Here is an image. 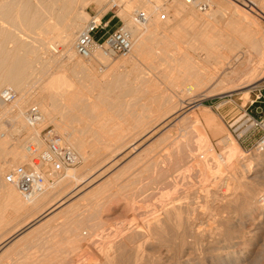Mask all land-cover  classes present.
<instances>
[{"label":"bare ground","instance_id":"1","mask_svg":"<svg viewBox=\"0 0 264 264\" xmlns=\"http://www.w3.org/2000/svg\"><path fill=\"white\" fill-rule=\"evenodd\" d=\"M212 1L184 0L183 3L181 0H173L175 15L178 17L181 14H187L192 17L195 12L210 7V4H213ZM236 1L252 12H258L264 16V3L255 0H220L218 6L222 8L215 6L214 15L228 12L233 18H242L244 22H249L248 25L256 27L255 18L253 19L251 14L247 13L248 9L237 7ZM91 3L103 7L104 13L115 3H127L124 12L120 11L118 14L123 17V26L132 36V50L128 55L132 57L125 56L128 59L123 62L135 64L143 53L151 50L150 57L157 63L147 66L145 72L133 74L134 78L130 80V82L133 81L131 82L133 89L135 90L136 87L137 91L138 87L146 85L145 87L149 88L146 89L153 92L152 86L164 84L165 87L162 91L160 90L155 102L143 103L140 112H134L131 118H125V123L128 118L130 119L128 121H131L128 122V126L125 125L126 127L119 126L113 121L111 124L109 114L100 113L101 120L97 123L98 126L102 125L103 132L101 137L99 136L97 155L91 158L92 163H95L94 171L91 168V173L88 172L86 177L79 175V178L75 177L78 173L76 169H67L62 173L69 177L74 176L78 183L74 188H77L78 192L82 190L80 188L83 182L89 180L88 182L92 183L94 180L104 178L100 183L98 199L89 201V208L93 207V209L85 213L79 211L83 214L79 213V216L82 215L81 219L75 216L78 210L74 209L75 215L71 214L75 222L74 226L71 224L73 228L69 227L68 223L69 228L65 227L66 224L64 226L62 224L63 227L60 224L61 227L55 225L53 229L45 230L46 232L44 230L43 233L38 232L34 241H37L36 244L28 247L27 245L33 240L28 243L27 238L37 222L43 218L46 219L49 213L69 200L63 195L56 197V194V198L52 199L42 214L29 221L27 219L25 226L22 223L24 227L21 226L20 229L17 226L19 229L17 228L12 234L9 232L11 235L8 234L7 237L0 239V256L2 255L0 264H264V143L259 150L250 155L243 152L239 144L228 135L217 136L216 144L220 148V154L217 152L216 144L202 133L189 135L179 141L175 140L177 143L174 139L170 143L169 141L166 144L160 143L168 137L167 123L174 114L184 108L188 107L182 111L184 119L194 116L196 108L201 109L204 115L206 113L211 116L209 106L202 104L201 99V101L196 98L186 101L183 99L184 95H193L204 89L210 96L219 93V90L221 93L233 92L238 88L252 85L244 84L246 81H243L247 77L249 79L252 74L248 69L250 54L247 50L244 51L245 49L241 50L242 46L238 42L233 44L234 47L236 46L235 49L230 47V53L223 54L225 58L217 62L219 66L210 68L205 75H200L193 70L192 76L186 80L162 81L161 75L156 73V69L162 65L160 63H171L175 60L190 62L193 58L189 56L190 59H187L183 56V51L179 47L175 50V55L172 50H163L157 46L159 43L155 42L156 39H153L161 30L171 28L172 25L169 19H166L165 25L162 23L164 17L160 11L164 2L161 3V0H0V92L4 87L9 86L16 94L15 99L10 102H4L0 98V122L4 116H7L12 122L11 131L20 133L17 136V142L21 141H19L21 150L15 151L16 163L20 165L28 162L27 143L30 140L40 143L39 132L47 122H54L57 127L67 125L77 132L76 125L81 124V121L83 128H90V130L87 129L88 131L91 132V127L94 128L93 118L95 116L97 119V114H93L92 105V110L89 107V104L93 102L90 96L83 98L82 95L80 98V102L83 103L80 106L84 112V122L80 118L78 124L68 125L64 118L59 119L55 112L56 106L66 97L65 94L77 88L76 80L88 78L89 74L95 70L97 62L111 58L100 49L87 58L78 55L76 51V41L90 18L87 6ZM186 3L190 4L189 8ZM138 10L148 14L146 23L136 21L135 12ZM95 17L101 20L100 15ZM190 19L193 21V18L189 17L187 24L191 21ZM189 25L193 32L192 27L195 24L190 22ZM163 32L160 36L163 35V38H166L167 34ZM217 35L205 34L204 40H208L205 42L212 46L224 44L220 39L222 35L219 33ZM255 43L259 55L264 56V39L258 38ZM224 45L228 47L227 44ZM59 55L63 57L59 58ZM63 59H67L65 63ZM262 59L264 62V58ZM195 60L193 62L198 64L199 61L195 62ZM127 72L124 75L125 81H128L126 79L131 75ZM34 79L43 81V84L35 85ZM150 89L153 90L150 91ZM148 96L149 99L154 98ZM88 102L89 106L86 104ZM31 105H38L44 116L43 125L39 128L31 127L28 123L27 110ZM79 126L82 127V125ZM164 127L165 131L162 130ZM73 129L71 132L74 133ZM80 130L83 131L81 128ZM67 135L70 136L63 135L66 142L68 141L67 143L78 151L81 158L86 160L85 139L87 137L83 138L85 136L81 134V140H78V135V137L75 136L76 138L70 133ZM146 136L150 138L149 140L157 137L144 147L141 142ZM169 138L171 137L166 140H170ZM7 141V138L1 137L0 147L7 144ZM4 148L6 149L7 145ZM128 148L132 152L139 151V153L127 161L128 164L124 163L128 167L124 172L123 167L118 168L121 165L119 156ZM136 161L137 167L129 172L131 166L128 165H133ZM4 167L0 166V175L5 172ZM80 178H83L82 181H79ZM4 187L8 185L3 179L1 180L0 176V190L4 191ZM11 188L7 189L5 194L3 193L2 196L7 197L3 199L4 201H9V198L15 199L13 200L15 206L18 204L20 207H15L12 200L7 202L9 206L11 202V205L20 211L25 202L29 205L15 187ZM45 194L46 192L40 194V199H44ZM40 199H37L39 203ZM9 206L6 205V207ZM96 207H101V212L98 215L99 220L95 221L96 211H93L99 210ZM3 209L8 211L5 206ZM3 212L5 213L6 210ZM67 215L70 216V214ZM75 218H77L76 221ZM66 219L69 222L68 218ZM38 227L40 228L39 224ZM38 227L34 230L37 228L40 231ZM41 228H43L42 225ZM61 234H65V237L60 239L58 237ZM25 240H28L26 242L28 244ZM19 242L26 244H23L26 247H23L22 256L18 255L17 249L15 250L17 253L13 251V248L20 244ZM64 242L67 243L66 248ZM8 243H10L9 246ZM6 245L8 247H5ZM32 247L44 250L40 252L41 254L35 255L36 253L29 252ZM2 253L6 254L3 256Z\"/></svg>","mask_w":264,"mask_h":264},{"label":"rangeland","instance_id":"2","mask_svg":"<svg viewBox=\"0 0 264 264\" xmlns=\"http://www.w3.org/2000/svg\"><path fill=\"white\" fill-rule=\"evenodd\" d=\"M181 1H183V3H184V0H181ZM219 1L220 0H213L212 1L213 4H210L211 5L210 7L208 6L205 9H201L200 11L195 12L192 15V17H191V15H187V14H183V15L181 14L180 16L177 17V15H175L176 9L174 7L173 0H161V3L164 2L165 5L162 4L160 12L166 15V17H164L162 19V23H163V25H165L166 19H169L171 21L172 25H171V28H165V29L160 31V33H164L163 31H165V33L167 34V37L166 38L164 37L165 39L163 38V35L160 36L161 35L160 33H158V35H156L155 38H153V39L154 40L156 39L155 42L159 43V44H157V46L161 47L163 50L164 49L165 50H172L174 52L173 54L175 55V50L177 49V47H179L183 51V54H182L183 56L187 57V59H190V58H193V59H192V61L189 60L190 62H187V61L183 62V61H179V60L178 61L175 60L174 62L171 61V63L162 62V63H160L162 65L156 69V73L161 75L160 78L163 79L162 81H164V82L167 81V80H174V81L186 80L187 78H190V76H192V73H194L193 70H195V72L200 74V75H205L206 72L210 68L212 69V68H214V66L218 67L219 65H218L217 62H221L223 60V57L225 58V56L223 54L230 53V49L229 48L232 47L233 49H235L236 46L234 47L233 44L239 42V44H241L240 46H242L241 50L245 49L244 51L247 50L248 53L250 54L249 55L250 62H249V65H248V69L250 70V72H252V74H251L252 77L249 76V79L247 77L246 79H243V81L244 80L246 81V82H244V84H252V85H249L246 88L243 87L242 89L238 88V89H236V91L233 90V92H231V91H228V92L227 91H223L221 93L220 90H219L218 91L219 93H215V94L210 95V96H208L206 94L207 91H204V89L199 90L200 92L198 91V93L196 92L195 93L196 95L195 94H193V95L192 94L184 95L183 99L186 100V101H189L190 99H195V98L199 99V101L202 100L201 101L202 104L209 106V111L211 113V116L210 115H206V113L204 115V112L201 109L196 108L195 111H194V113H195L194 116H190V117H187L186 119H184L183 118L184 117V115H183L184 112H182V111L186 110L188 107L184 108L182 111H180L181 114H180V112L177 113V114H174L172 116V118L170 119L169 123H167L169 125L166 128V129H169L167 135H168V137H171V138L173 137V138L172 139L169 138L170 140H168V139L166 140V138H168V137H165L164 138L165 141L162 140L160 143L164 144V142H165V144H166L167 141H169V143H170L171 141H173V139H174V142H176L177 140L179 141L180 139H184V138L188 137L189 135H199L200 133H202L213 144H216V141L218 139L217 136H226V135H228V136L232 137V139H234V141H236L239 144V146L241 147V150L243 152H245L246 154L249 153V155H250L253 152L259 150V147L261 146V144L264 143V130H262L261 127H259V126H255L254 124L252 126V124H250L251 122H245L246 118L243 116L245 111H246V109H247V107H248V105L255 98L256 93L258 92L257 88H260V87L264 88V64H263L264 62H263V59H262V58H264V56L259 55V53L256 50V43H255L258 38L260 39L262 37L264 39V16L262 14H258V12L257 13L252 12L247 7L246 8H245V6L243 7V5H241L237 1H236V4H238L237 7L241 6V7H243L246 10L248 9L247 13L249 12V15L251 14L250 16H252L253 19L255 18L254 20L257 22L256 23V27L248 25L249 22L248 23H247V21L244 22V19H242V18H233L228 12L226 14L220 13L218 16H215L214 13H213L214 9L216 8L215 6L222 8V6H218L219 5ZM255 1H257L259 3H264V0H255ZM117 4L120 7L115 6L113 8H110L108 11H110L111 13H109V15L106 17V19H107L108 17H111L113 15L112 12H116V16L113 18V21L111 23L112 26H111L110 30H112L116 26V25H114V23H121V21H123V24H124L123 17L121 15H119L118 13L120 11L124 12V9H125V6H127V3H125V4L117 3ZM186 5L189 8L188 5H190V4L186 3ZM102 8H101V6H99L96 3L89 4V6H87V11H88V13L90 15L89 20L91 19V16L94 15V14H96L97 17H98V15H100V17L102 18V16L105 13L108 12L107 11V12L104 13V9H102ZM174 16L177 17V18H175ZM189 17L193 18V21L190 19L191 21H189L188 24L190 22L195 24L194 27H192L193 28V32H192V29L189 28L191 26L190 25L188 26V24H187V21L189 20ZM184 18H188V19L185 20ZM181 22L182 23L186 22L187 25L186 24L183 25ZM180 23L183 25V27L181 26ZM249 26H251V27H249ZM185 27H188V28H185ZM175 28H177V29H175ZM184 30H185V34H184ZM186 33H188V34H186ZM218 33L221 34L222 37L224 36L223 37L224 40H223L222 37H220V36L219 37H220L221 41L224 44L228 45V47H225L226 45H224V44H222V45L218 44L217 46L216 45L212 46V44L209 45L210 43L207 44L206 42L208 40H206V39H205L206 40V42H205V40H204V38H205L204 35L205 34H212V35L218 36L217 35ZM178 34H180V35H178ZM100 35H101V33L98 34V36H100ZM46 36H42V37L43 38L44 37L48 38ZM183 36H184V38H183ZM230 40H232V41L231 42H226V41H230ZM151 42L153 43L154 41L152 40ZM228 43H230V44H228ZM151 46H152V44H151ZM217 48L219 49V51H221V53H219ZM248 49H250V50H248ZM212 51H214V52L212 53ZM149 52H151V50L145 52L146 54L143 53L139 57V59L136 61L135 64H126L125 62H123V61H126V59H128V57L131 58L132 55H130L128 57H122V56L111 57L110 60L103 61V62L102 61L97 62L96 66H95L96 67L95 70H93L92 73L89 74V77L87 76L88 78H86L84 80H80V81L76 80L77 88L74 91L72 90V91H69L68 93L65 94V96H66V97H64L65 102H63L64 100L62 99L61 100L62 102L60 101V103H62V104L59 105L60 104L59 103L56 106L55 112H56V115L58 116V118L59 119L60 118H64L65 122L68 125L69 124L71 126L74 125L72 123L78 124L80 122L79 121L80 118H81V120H83V118L85 119L84 112L81 110V106H80V104H83L82 101L80 102V98H82V95H83V98H84V96L85 97H89L90 96L92 98L93 102H91L90 104L88 102L86 104H87V106L90 105L89 106L90 109H91V105H92L93 110L92 109L91 110L93 111V114L94 115L97 114L96 115L97 119H96L95 116H94L95 119L93 118V120H95L94 121L95 125L93 126L94 128L91 127L92 131L91 132L88 131V130H90V128L89 129L87 127L83 128L82 121H81V124L79 123V125H82V127L79 126V125H76V127H78L77 128L78 132L76 130H74L73 127L70 128V126L68 127L67 125H62V127H57L55 125V123L51 122V121H50V123L47 122L46 124L54 125L56 127V129L61 134H63L64 136H68L69 137L70 135H67V133L72 134L71 136H74V137L78 135L79 136V138H77L78 140H81L80 139L82 137L81 134L83 136H85L83 138L87 137V139H85V146H86L85 147L86 148L85 151H86L87 157L89 155H90V157H88L89 159H87V157H86V160L81 158L82 160H81V162L78 165H76L74 167H67V168H64L63 170H61L62 172L60 174H58V177L54 181H50V183L47 185V188L44 189V191H42L39 194H37V197L35 196L33 198L34 200L32 199L31 202L28 201L29 205H27V202H25L26 204L23 202V204H25L27 206H25V205L22 206L21 205L22 209H20V211H18L19 209L18 210L15 209V207L18 206V204H17L18 202L17 201H16L17 202L16 206L14 204L15 201L13 202V200H15V199L9 198V201L12 200L11 202L13 203V205L15 207L13 205H11V202H10V206H13L14 208L9 206V203H7L9 201L5 200L7 204L4 203L5 202L4 199H6L7 197L4 198L5 195L2 196L3 193L5 194V191L7 189H9L10 187H12V188L14 187L13 185L11 186V184L7 183L8 187L9 186L10 187L9 188L8 187H6V188L4 187L5 188V189L3 188L4 191L0 190V196H1L0 197V210H2L4 208V206H5V208H8V211H7V209H3V210H6V212H5L6 214L3 212V210H2V212H0V218L4 219V220L0 219L1 220L0 221L1 222L0 223V231H1L0 232V239H3L5 237H7L8 234L11 235L12 232H15L16 229L18 228L17 226H19V228L21 229L22 227L25 226V224L29 220H31L32 218L42 214L45 211V209L48 207L47 205L50 204L52 199L53 198L55 199L57 196H59V197H62L61 195H63V197L66 196L67 199H69V200L67 202H65L66 204H63L62 206L58 207L57 209H55L54 211L49 213V215H47L48 217L47 216H46L47 218L45 217L47 220L43 218L41 221L37 222V224H36L37 226L35 225L34 228L32 229L35 232L32 231L33 232L32 233L30 231L31 235L29 234V236L27 238L29 241L25 240V243L27 241H28V243H30L33 240V242L30 243V244L26 243V244H28L27 245L28 247H29V245H33V244L35 245L36 244L37 241L36 242H34V241L36 240L35 237L38 235V232L43 233V230H44V232H46V231L50 230L51 228L53 229V227H55V225L56 226L57 225L60 226V224H61V226H62V224H63V226H64L66 224L65 225L66 228H69L71 226V224L73 225V223H75V222L72 220L71 214H73V216L75 215L74 214V209L76 211L78 210L77 211L78 213L75 211L76 214H77L75 216H77L78 219H81V217L83 215L80 212L84 211L83 213H85L86 211L89 212L90 211L89 209H91V208L93 209V207L89 208L90 207L89 201H93L92 199H94L96 201L98 199L99 196H97V195H99V192H100V190H99L100 186H101L100 183H101V181L104 178H100V179L97 178L98 180H94V182L92 181V183L88 182L89 180H87L86 182H83L82 183L83 185L81 184L82 186L80 188L82 190L80 192H78L79 190L77 188L76 189L74 188L75 185L78 184V183H76L77 180L74 179V176L69 177V176H66V174H62V173H64V171H67V169H76L78 173H76L75 177L79 178V175H80V177L82 175H83L82 177H86L88 175L87 173L88 172L91 173V171L93 170V168L95 166V163H92L93 159L91 160V158H94L97 155L98 149H96V148L99 147L98 146L99 142H100L99 140H100V137L102 135L101 132H103V129L101 128L102 125L98 126V123H97V122H99L101 120V114H103V113L104 114L105 113L109 114V116L111 118V124L113 122L114 123L116 122L117 124H119V126L123 125L124 127H126V126H128V122H131V121H128V119L131 118L133 114H135L134 112L138 113V112H140L142 110V108L140 109V107H141V105L143 103L147 104V103H150V102H155V100L157 98V95H159V93L164 89V87H165L164 84H160L159 86L156 85L154 87L152 86V88L154 90L150 89V91L153 90V92H149L148 91L149 88L145 87L146 85H143L144 87H142L140 85L141 87H138L140 90L137 88V91H136V87L134 86L135 87V90H134L133 89V83H131L133 81L130 82V80H133V78H134L133 74L140 73V72H145L147 66H150L152 64H157L156 60L151 59L150 56L152 54L149 53ZM218 53H219V55H218ZM189 56H190V58H189ZM220 56L222 57V59H221ZM60 57H63V56L59 55V58ZM66 60L67 59H63V63H65ZM193 60H195V62L199 61V63H198L199 65L197 63L195 64L193 62ZM231 61H233V60H231ZM189 64H190V66H189ZM193 64L195 65V67L192 68L191 65L193 66ZM126 72L129 73V74L131 73V75H129V77L126 79L128 81L124 80V75H125ZM164 74H167L168 76H166ZM71 78L73 79V77H71ZM255 79H257V80H255ZM33 82H36L35 85H39V84L42 85L43 84V81L39 82L36 79H34ZM146 88H148V89H146ZM156 88H157L158 92H157ZM141 89L142 90L144 89L143 90L145 92L144 94H143V91ZM135 92H137V93H135ZM150 93L151 94L153 93V94L151 95ZM148 95H150L151 97H154V98H152V99L150 98L149 99ZM141 96H142V98H141ZM187 96H189V97H187ZM187 99H189V100H187ZM73 100L76 102V105H75V102H72ZM121 100H123V101H121ZM254 104H259V103H254ZM254 104L250 107L251 109L254 107ZM62 105H63V107H62ZM73 105H75V106H73ZM252 114L256 118H258L257 115L254 112H252ZM72 117H74V118H72ZM127 117H129V118L127 119V121L125 123L124 120H126L125 118H127ZM171 120H172V122H171ZM83 122H84V120H83ZM11 125H12V122L10 121V119L7 116H4V119H2L1 122H0V128H2V129H0V135H1L0 138L1 137H2V139L3 138L4 139L7 138L8 141L6 142L7 144L4 145L5 147L7 145L6 149L4 148L3 145H1L2 148L0 147V155H1L0 156V160H1L0 164H2L3 167L5 166L4 167L5 168V172H7L8 170L12 169L13 167L16 166V164H18V163H16V157H15L16 153H15V151L21 150L20 146H19L20 145V143H19L20 140L17 142V138H18L17 136L20 133H15V132L11 131V129H12ZM250 126H252V127L250 128ZM79 127L83 131H81ZM170 127H171V129H170ZM67 128H69V129H67ZM72 129H73V131H75L74 132L75 134L73 132H71ZM166 129L164 127L162 130L165 131ZM190 131L192 133H194V134H192ZM4 134H5V136H3ZM177 134H179V136ZM156 135L159 136L160 134H156ZM181 135H182V137H181ZM149 139L150 138H148L146 136L142 140L141 145H144V147H146L150 142H152L154 140V139L153 140H149ZM174 142H172V143H174ZM2 144H4V143H2ZM216 148H217V152L220 154L221 151H220V148L217 146V144H216ZM1 149H2V151H1ZM3 151H5L4 154L2 153ZM125 152H124V154L119 156V158H121L120 159L121 160V163H120L121 165L118 166V168L119 167H121V168L123 167L124 172H125V170L128 169V167H126L127 165L124 164V163H127V161H129L131 158L136 156L139 153V151H136L137 153L136 152H132L131 149L129 150V148H128ZM2 154H3V156H2ZM143 157H145V156H143ZM87 161H91L90 162L91 164L89 162H87ZM85 162H87V163H85ZM136 163H137V161L134 162L133 165L132 164L128 165V166H131L130 169L128 170L129 172L135 170V168L138 165ZM89 164L91 166H89ZM2 165H0V166H2ZM6 167L8 168V170H7ZM124 167H126V168H124ZM91 168H92V170H91ZM128 171H126V173ZM5 172L3 173V175L2 174L0 175L1 176V180L3 179V181H4ZM77 174H78V177H77ZM82 179L83 178H80L79 181H82ZM44 192H46V194L44 196V199L43 198L40 199L39 195L42 194V193L44 194ZM48 192H50V193H48ZM59 192L60 193L62 192V193L60 194ZM69 193H70V195H69ZM55 195H56V197H55ZM79 197L81 199H79ZM1 199H3V200H1ZM37 199H40V203H39V200H37ZM41 200H44V202L43 201L41 202ZM32 201H33V203H32ZM37 202L39 204H37ZM4 204H6L9 207H6V205H4ZM72 205H74V206H72ZM19 207L20 206H18V208ZM86 208L88 210H86ZM96 208L97 209L99 208V210H94L93 211V212L96 211L95 221H96V219L99 220V218H98L99 216L98 215L101 212L100 211L101 207H96ZM14 209L16 210V212L14 211ZM120 209H121V207L119 208V211H120ZM9 211L11 212L10 215H9V213H10ZM97 211L99 213H97ZM12 212H13V214H12ZM64 212L66 213V215H65ZM79 213L82 214V215L79 216L80 215ZM2 214H4V215H2ZM67 214H70V216L68 217ZM5 216H6V218H5ZM70 217H71V221L69 219ZM66 218H68L69 222L67 221ZM77 218H75V221H76ZM5 219H8V220H5ZM27 219H28V221H27ZM22 223H23L24 226L22 225ZM68 223H69V227H67ZM38 224L40 225V228L38 227ZM41 225H42L43 228H41ZM73 226H71V228H73ZM35 227H38L41 230L38 231L37 228H36V230H37L36 231V230H34ZM60 237L64 238L65 234H61L58 238H60ZM19 243L20 244H18V246L16 245L17 247L14 246L16 248H13L14 249L13 251H15L17 249V252L19 253L18 255L22 256L23 255V250L26 247L25 246L26 244L24 242H23V244H25V245L21 244V242H19ZM65 244H64V247L66 248L67 243H65ZM7 245L9 246L10 243H8ZM7 245L5 247H8ZM21 248H23V249H21ZM43 250L44 249H42V248L41 249H35V247H34V249H33V247H32V248L29 249V252H33V253H36L35 255H39V254L42 253ZM4 254H6V253H4ZM4 254H3V256H4ZM0 257H2V255Z\"/></svg>","mask_w":264,"mask_h":264},{"label":"built area","instance_id":"3","mask_svg":"<svg viewBox=\"0 0 264 264\" xmlns=\"http://www.w3.org/2000/svg\"><path fill=\"white\" fill-rule=\"evenodd\" d=\"M118 6L117 3L113 7ZM112 7V8H113ZM111 13H105L101 20L95 15L87 22L83 32L76 41V51L82 57H90L96 50H102L111 57L128 56L132 50V36L128 29L121 23L112 30L111 23L116 16L106 17ZM166 17L165 14H162ZM135 19L139 23H146L148 14L143 10L135 12ZM98 36V34H100ZM255 98L248 105L244 117L245 122H251L264 130V116L256 118L252 114L251 106L256 102L264 103V88H257ZM16 97L15 91L9 86L4 87L0 92V98L4 102H10ZM27 120L31 127L39 128L43 125L44 116L37 105H31L27 110ZM250 126V128L252 127ZM249 128V129H250ZM40 143L29 141L27 143L28 162L16 165L4 174V181L13 185L27 200H32L38 193L42 192L50 181H54L58 174L67 167H74L81 162V156L76 149L69 145L64 136L52 124L43 125L39 132Z\"/></svg>","mask_w":264,"mask_h":264},{"label":"crops","instance_id":"4","mask_svg":"<svg viewBox=\"0 0 264 264\" xmlns=\"http://www.w3.org/2000/svg\"><path fill=\"white\" fill-rule=\"evenodd\" d=\"M259 104H254V107L251 109L252 112H254L258 118H262L264 116V103L262 102H256Z\"/></svg>","mask_w":264,"mask_h":264}]
</instances>
